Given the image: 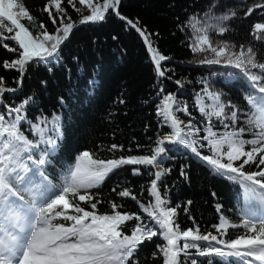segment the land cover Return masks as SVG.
I'll return each mask as SVG.
<instances>
[{"label": "snow or ice", "instance_id": "obj_1", "mask_svg": "<svg viewBox=\"0 0 264 264\" xmlns=\"http://www.w3.org/2000/svg\"><path fill=\"white\" fill-rule=\"evenodd\" d=\"M77 3L83 7H77ZM67 4L78 13V21L68 15L64 0H47L44 5L43 11L56 25L55 31L50 33L22 0H0V46L16 54L11 61L4 60L2 66L5 70L17 71L20 76L15 88L8 87L0 76V105L4 108V112H0V264H138L135 257L140 246L154 237L164 241L157 245L162 264H185V259L193 255L207 258V264H214L215 258H219L220 264H264V62L257 60L258 53L253 47L240 45L238 50H233L234 45L227 41L214 42L209 35L210 32L226 33L225 22L237 13L230 11L216 16L210 7L203 21L190 17L188 27L193 36L189 47L193 53L208 54L198 63L223 64L237 70L227 73L228 77L245 81L248 110L243 125L240 124L241 110L231 101L225 102L223 93L213 90L206 81L195 99V107L204 119L203 128L196 126L192 119L185 124L177 114L190 117L188 105L182 104L175 93H166L161 88L157 93L161 98L156 114L162 118V126L170 131L158 136L149 155L103 160L85 150L75 157L74 164L66 169L59 183H54L41 166L46 163L47 149L54 150L57 145L60 117L54 114L51 120L45 117L31 122L32 135L39 137L32 140L22 127L33 96H27L14 106L4 103L6 93H15L22 86L27 68L32 63H59V49L73 30L78 25L103 22L109 13L125 21L143 38L158 76H166L169 69L163 67L162 62L170 59L153 46L151 34L141 28L138 21L121 15V0H67ZM256 8H264V4L249 7L244 15L250 16ZM22 19L28 23H23ZM33 25L39 30L34 31ZM262 34L264 22L255 23L252 35L264 41ZM5 41H13L18 47ZM175 83L182 86L180 80ZM60 99L63 104V97ZM214 121L224 130L217 131ZM49 131L56 132L57 137L47 135ZM246 133L250 138H245ZM40 144L47 145V149L36 158L34 150ZM166 145L190 150L215 174L243 189L244 205L239 209V224L221 215L219 224L213 225L218 235L202 234L198 225L181 229L176 220L177 208L171 207L166 193L162 195L160 191L162 177L171 171L161 167L162 161L168 158ZM122 148L113 144L109 150ZM204 148L210 154H203L201 149ZM247 165H255L257 170L246 171ZM122 166L157 169L152 173L154 178L148 188L153 199L147 205L140 204L148 221L135 213L118 211L122 206L116 203H111L112 214L96 212L100 201L93 202L88 190L99 187L109 174ZM132 171L133 175L140 174L139 167ZM180 175H187L183 168ZM118 195L137 199L127 188ZM81 203L89 204L92 210H85ZM216 209L220 212L221 205L217 204ZM132 220L137 223L130 234H126L123 228ZM229 228H243L244 232L225 239ZM193 249L194 253L190 251ZM156 255L154 252L153 256ZM190 264L202 262L192 258Z\"/></svg>", "mask_w": 264, "mask_h": 264}, {"label": "trees", "instance_id": "obj_2", "mask_svg": "<svg viewBox=\"0 0 264 264\" xmlns=\"http://www.w3.org/2000/svg\"><path fill=\"white\" fill-rule=\"evenodd\" d=\"M22 2L50 33L55 31L56 25L43 11L47 0ZM256 4H264V0H121V15L138 21L139 26L151 34L153 46L170 58L162 62V66L169 69L165 77L157 75L143 38L114 14L109 13L103 22L78 25L61 45L59 63H32L23 76L19 90L4 96V103L13 106L27 96H33L22 127L29 139H39L31 133V122L45 117L51 120L54 114L60 117V135L55 149H47V145L40 144L34 150L36 158L48 150L46 163L41 170L54 183H59L66 169L74 164L75 157L85 150L92 153L94 158L103 160L149 155L158 136L170 131L167 126H162V118L156 114V106L161 98L157 93L161 88L166 93H175L182 104L188 105L190 117L177 114L185 124L192 119L196 126L203 128L204 119L195 107V99L206 81L213 90L223 93L225 102L231 101L241 110L240 124L243 125L248 110L244 98L247 84L243 79L227 76L229 72L235 73L236 69L223 64L198 63L197 54L189 47L192 30L188 23L190 17L212 6L235 11L237 15L226 22L228 31L219 35L235 46L233 50H238L240 45L253 47L258 53L257 60L264 62V41L252 35L253 25L264 22V8H256L250 16L244 15L249 7ZM63 6L71 19L78 21V13L67 4V0H64ZM77 7L83 6L77 3ZM52 11L55 13V9ZM22 22L28 23L26 19H22ZM32 27L34 31L39 30L35 25ZM5 43L18 47L13 41ZM15 56V53L0 46V76L4 77L8 87L13 88L17 87L19 73L5 70L2 62L11 61ZM177 80L182 82V86L175 83ZM0 112H4L3 105H0ZM214 124L217 131L224 130L217 122L214 121ZM203 134L201 131L200 135ZM47 135L57 137L54 131H49ZM245 138H250V134L246 133ZM113 144L122 145V150L110 151ZM166 147L169 149L168 158L162 161L161 167L171 171L162 177L160 191L162 195L166 193L169 205L177 208L176 220L181 229L198 225L202 234L211 232L218 235L213 225L219 224L221 215L239 224V209L244 205L243 189L215 174L190 150L178 145ZM201 151L205 155L210 154L207 148ZM134 167L140 168L139 175H133ZM181 168L186 172V177L180 175ZM156 170L144 166H122L109 174L99 187L88 190L93 195V202L100 201L96 212L112 214L111 203H116L122 206L118 211L135 213L148 221L140 204L147 205L153 199L148 188L154 178L152 173ZM245 170L257 169L255 165H247ZM125 188L137 199L119 196L118 193ZM217 204L221 205L220 212H217ZM81 206L85 210H92L89 204L81 203ZM136 223L135 220L126 222L123 231L130 234ZM228 232L229 235L224 238L232 239L244 229L229 228ZM163 243L160 237L145 241L135 257L138 264H162L157 245ZM190 251L195 252L194 249ZM154 252L156 256H153ZM192 258L207 264V258L194 255L185 259V264H190ZM230 259L234 261V258ZM214 264H220L219 258H215Z\"/></svg>", "mask_w": 264, "mask_h": 264}, {"label": "rangeland", "instance_id": "obj_3", "mask_svg": "<svg viewBox=\"0 0 264 264\" xmlns=\"http://www.w3.org/2000/svg\"><path fill=\"white\" fill-rule=\"evenodd\" d=\"M213 5H216L215 3H213ZM210 8V7H209ZM209 8L206 10V11H202L201 14H196V16L194 15V17H196L197 19H200L201 21L204 20L205 18V13H207L209 11ZM212 11L213 13L216 15V16H219L221 14H224V13H227L229 12L228 10H225V9H220V7H216V6H212ZM226 23V22H225ZM193 36V32L191 34ZM209 35L211 36L212 40L214 42H219V41H224L222 39V37L217 33V32H210ZM205 55H208L207 53H204V54H197V60H201ZM242 117H240L241 119ZM185 122V121H184Z\"/></svg>", "mask_w": 264, "mask_h": 264}]
</instances>
